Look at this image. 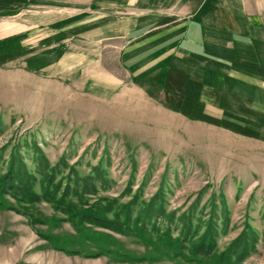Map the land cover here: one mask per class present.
<instances>
[{
    "label": "rangeland",
    "instance_id": "obj_1",
    "mask_svg": "<svg viewBox=\"0 0 264 264\" xmlns=\"http://www.w3.org/2000/svg\"><path fill=\"white\" fill-rule=\"evenodd\" d=\"M25 2L0 0V264H264V148L127 43L22 44Z\"/></svg>",
    "mask_w": 264,
    "mask_h": 264
},
{
    "label": "crops",
    "instance_id": "obj_2",
    "mask_svg": "<svg viewBox=\"0 0 264 264\" xmlns=\"http://www.w3.org/2000/svg\"><path fill=\"white\" fill-rule=\"evenodd\" d=\"M24 1L22 44L120 42L125 50L127 43L136 77L185 79L181 91L199 94L201 116L264 148V0H97L94 15L92 0L79 14L74 0ZM63 53L65 61L87 59L75 49Z\"/></svg>",
    "mask_w": 264,
    "mask_h": 264
},
{
    "label": "trees",
    "instance_id": "obj_3",
    "mask_svg": "<svg viewBox=\"0 0 264 264\" xmlns=\"http://www.w3.org/2000/svg\"><path fill=\"white\" fill-rule=\"evenodd\" d=\"M12 185L16 184L17 180L15 178V176L13 175V173L11 172V174L9 176H7L6 178ZM214 246L212 244H208V245H200L194 248V254L195 255H201V256H209L213 253L214 251Z\"/></svg>",
    "mask_w": 264,
    "mask_h": 264
}]
</instances>
